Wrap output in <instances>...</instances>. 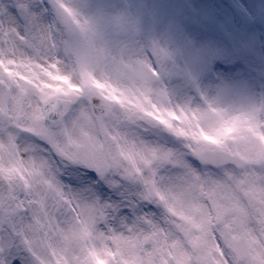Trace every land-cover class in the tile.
<instances>
[{
	"label": "snow or ice",
	"instance_id": "6c2138e0",
	"mask_svg": "<svg viewBox=\"0 0 264 264\" xmlns=\"http://www.w3.org/2000/svg\"><path fill=\"white\" fill-rule=\"evenodd\" d=\"M264 5L192 6L165 41L88 0H0V264H264Z\"/></svg>",
	"mask_w": 264,
	"mask_h": 264
},
{
	"label": "rangeland",
	"instance_id": "374dc122",
	"mask_svg": "<svg viewBox=\"0 0 264 264\" xmlns=\"http://www.w3.org/2000/svg\"><path fill=\"white\" fill-rule=\"evenodd\" d=\"M95 8L105 6L108 11L121 12L136 25L134 39L138 42L149 40L165 41L170 35L171 25L179 23L192 6L203 9H215L209 0H88ZM243 5L259 9L264 0H240ZM264 34V28L260 29ZM163 87L173 94L177 103H188L193 107L202 106L204 99L209 103L235 110L249 109L264 103V75L259 71L240 73L235 81V90L226 100H216V92L208 87L207 82L201 84L202 92L187 87L177 78L165 79Z\"/></svg>",
	"mask_w": 264,
	"mask_h": 264
},
{
	"label": "water",
	"instance_id": "95a60500",
	"mask_svg": "<svg viewBox=\"0 0 264 264\" xmlns=\"http://www.w3.org/2000/svg\"><path fill=\"white\" fill-rule=\"evenodd\" d=\"M215 3L217 4H221L222 6H226L228 5L230 2L226 1V0H213Z\"/></svg>",
	"mask_w": 264,
	"mask_h": 264
}]
</instances>
